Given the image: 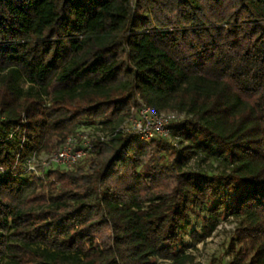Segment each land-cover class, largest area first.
Segmentation results:
<instances>
[{"label": "trees", "instance_id": "16d2710c", "mask_svg": "<svg viewBox=\"0 0 264 264\" xmlns=\"http://www.w3.org/2000/svg\"><path fill=\"white\" fill-rule=\"evenodd\" d=\"M138 98L168 137L121 130ZM0 116V264H194L223 220L264 264V0H0Z\"/></svg>", "mask_w": 264, "mask_h": 264}, {"label": "built area", "instance_id": "2783aa9c", "mask_svg": "<svg viewBox=\"0 0 264 264\" xmlns=\"http://www.w3.org/2000/svg\"><path fill=\"white\" fill-rule=\"evenodd\" d=\"M182 116L181 113L175 111L157 112L138 98L137 105L132 107L131 114L121 126V130L136 137L139 141H149L155 137H168L170 125ZM0 119H2L1 116ZM106 138L105 133L101 131H94L90 128L78 130L69 136L58 150L45 154L38 160L34 161L33 158L28 160V167L31 170H36L38 166L70 168L87 156L93 149L95 141Z\"/></svg>", "mask_w": 264, "mask_h": 264}, {"label": "rangeland", "instance_id": "374dc122", "mask_svg": "<svg viewBox=\"0 0 264 264\" xmlns=\"http://www.w3.org/2000/svg\"><path fill=\"white\" fill-rule=\"evenodd\" d=\"M21 85L27 86L25 82ZM83 129L89 128L81 127L79 130ZM234 226L235 223L223 220L211 237L205 242L196 244L195 248H191L195 255L194 264H230L231 257L226 253V248Z\"/></svg>", "mask_w": 264, "mask_h": 264}]
</instances>
